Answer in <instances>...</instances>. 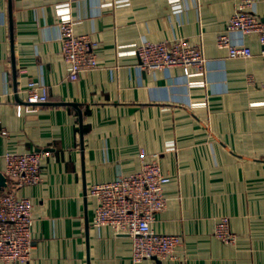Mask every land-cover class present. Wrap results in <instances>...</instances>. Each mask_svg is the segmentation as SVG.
Masks as SVG:
<instances>
[{"label":"crops","instance_id":"1","mask_svg":"<svg viewBox=\"0 0 264 264\" xmlns=\"http://www.w3.org/2000/svg\"><path fill=\"white\" fill-rule=\"evenodd\" d=\"M237 1L0 0V172L8 152L44 155L41 181L16 191L33 204L27 264H264L263 46L229 32L252 52L230 58L216 43ZM252 11L264 22V0ZM66 20L96 46L97 68L76 80ZM176 39L201 48L204 71L139 67L141 44ZM30 82L46 102L27 101ZM152 160L170 180L151 229L181 245L136 262L130 236L93 225L88 191ZM222 217L232 244L214 235Z\"/></svg>","mask_w":264,"mask_h":264},{"label":"built area","instance_id":"2","mask_svg":"<svg viewBox=\"0 0 264 264\" xmlns=\"http://www.w3.org/2000/svg\"><path fill=\"white\" fill-rule=\"evenodd\" d=\"M255 1L238 0L235 12L227 23V33L217 38V46L227 49L230 58L252 55L249 47L231 43L228 33L233 31L256 35L264 55V22L252 11ZM59 29L61 53L70 66L69 78L76 80L81 73L96 69V46L88 36L75 34L70 20L62 21ZM137 56L139 67L144 71L180 68L188 75L191 69L204 71L206 65L201 48L185 39L145 42L137 48ZM26 95L29 103H44L47 100L45 89L36 82L28 84ZM43 156L39 151L3 155L2 173L7 185L0 188V261L6 264H27L29 260L33 204L16 191L41 181ZM169 180L157 161L152 160L144 162L135 173L94 184L88 191V196L95 200L93 225L98 229L107 226L117 235L130 236L133 241L132 257L136 262L173 258L181 245L180 235L156 233L151 229L155 215L166 208L164 186ZM11 182L14 183L13 188ZM214 235L225 243H233L234 236L226 217L216 222Z\"/></svg>","mask_w":264,"mask_h":264},{"label":"water","instance_id":"3","mask_svg":"<svg viewBox=\"0 0 264 264\" xmlns=\"http://www.w3.org/2000/svg\"><path fill=\"white\" fill-rule=\"evenodd\" d=\"M6 185V177L3 175V173L0 172V188L5 187Z\"/></svg>","mask_w":264,"mask_h":264}]
</instances>
